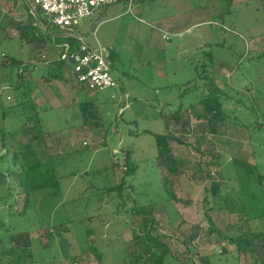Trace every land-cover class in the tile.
I'll list each match as a JSON object with an SVG mask.
<instances>
[{"label": "rangeland", "instance_id": "obj_1", "mask_svg": "<svg viewBox=\"0 0 264 264\" xmlns=\"http://www.w3.org/2000/svg\"><path fill=\"white\" fill-rule=\"evenodd\" d=\"M28 1L32 3L15 0L17 7L13 8L10 1L0 0V10L4 18L8 17L0 21L7 22L5 30L9 29L0 31V36L21 37L22 32L12 28L20 21L22 26L29 16L31 20L24 26L36 23L41 27L34 19L37 16L42 21L44 15L38 10L29 15ZM184 1L195 9L188 15L173 6L166 7L164 0L148 1L144 10L136 7L134 15L127 12L117 24L104 25L96 31L95 38L114 53L110 58L114 88H86L71 105L57 108L45 104L41 96L34 100L30 90L31 99L38 102L43 128L60 143L55 163L61 186L56 192H41L31 200L27 214H21L25 209L24 194L8 195L7 185L0 180V236L4 238L0 264H10L2 254L9 235L24 231H29L36 241L37 264H120L124 248H132L133 231L138 229L137 224L132 225L128 211L135 205L132 199L146 205L155 196L165 195L163 177L168 173L154 164V135L166 132L180 140L174 143L180 175L169 183L177 198L171 201L169 212L162 202L155 206L154 218L160 225L157 234L167 237L166 243L182 263L192 259L189 264H203V258L211 264H260L264 197L258 176H264V132L255 127L251 108L264 112V0H234L229 8L225 0ZM161 22L176 32L168 33L169 41H164L163 46ZM109 27L113 30L108 32ZM28 48L17 37L0 38V62L3 54L25 62ZM203 51H211L214 61ZM161 61L166 64L163 72L156 69ZM202 64L209 66L206 71ZM62 71L76 80L69 69ZM54 73L57 71L45 69L26 72L23 81L26 83L31 74L34 78L41 74L52 78ZM212 77L222 92L221 102L228 115V120L217 126L216 135L202 133L206 122L194 119L188 111L180 113L183 117L179 121L172 118L175 111L188 109L208 93ZM192 80L193 84L186 88ZM10 81V69L0 67V100L20 111L16 103L21 90L13 91L16 82L13 87L7 86ZM84 100L92 101L97 108L83 112L80 103ZM243 101L245 104H241ZM21 122L22 118H9L0 120V125L18 128L16 124ZM76 128L83 131L78 135L65 133ZM129 148L138 171L134 177L126 178L122 193L129 197L122 203L117 192L109 189L124 178L126 167L122 161ZM113 159L119 161V167L112 168ZM233 160L249 165L253 173L247 174ZM3 169L0 164V171ZM212 181L222 182V197L234 198L232 210L238 213L206 205V197L212 202L208 192ZM207 215L223 234L250 241L252 252L238 253L223 236L211 233ZM67 218L73 221L70 232L50 242L47 227ZM184 237H192V241ZM127 262L133 264L130 259ZM166 264L179 263L168 257Z\"/></svg>", "mask_w": 264, "mask_h": 264}, {"label": "trees", "instance_id": "obj_2", "mask_svg": "<svg viewBox=\"0 0 264 264\" xmlns=\"http://www.w3.org/2000/svg\"><path fill=\"white\" fill-rule=\"evenodd\" d=\"M143 1V0H140ZM228 8L233 5L234 0H225ZM0 10V17L1 15ZM42 22H46L50 29L55 28L52 23L48 22V19L44 17ZM7 19V18H5ZM2 21V20H1ZM6 23H0V28H5ZM22 32L21 41L26 43H43L46 40V35L40 33L36 26H20L19 29ZM59 30V29H58ZM60 31V30H59ZM71 45L72 51H77L79 48V42L75 39L69 38L67 40ZM211 62L214 61V56L211 51L202 52ZM264 55V53L262 54ZM64 64V61H61ZM0 67L9 68L11 73V81L7 86L13 87L16 82L15 88L12 90L18 92L21 90L17 100L18 109L12 106H6L0 100V120H8L9 118H22V122L18 125V128L13 126L0 125V164L4 165L3 171H0V180L4 181L7 185L8 195L18 194L25 196V206L21 214H27V208L30 207V202L33 198L37 197L41 192L50 190L58 191L60 189L61 177L59 176L58 165L55 163V158L58 157L57 151L59 147V140L54 137V134L50 131H45L42 126V120L39 115V108L35 102L31 99L30 88L27 83H24V74L28 70L26 63L17 57L2 55ZM209 66L202 64L204 71ZM203 71V72H204ZM16 75V79L13 78ZM201 75V74H199ZM211 88L208 94L204 95L197 103L191 104L189 109L194 119L198 121L206 122L203 125L202 133H210L216 135L219 133L218 125L224 124L228 120V115L225 113L223 103L221 102L222 92L215 85L214 77L210 79ZM193 80L186 86H191ZM245 101L241 104H245ZM96 105L92 101H83L80 103V109L83 112H89L96 109ZM30 111V112H29ZM252 116L254 117V124L257 128V121L259 118L264 119V112L259 110L258 107L251 108ZM33 112V114H29ZM181 109L174 113L173 118L179 121ZM22 115V117L20 116ZM21 121V119H19ZM155 144L157 148V156L154 159V164L168 173L163 177L165 195L159 198V195L155 196L148 204L138 205L135 198L132 201L135 203L128 211L132 214V225L137 224L138 229L133 231V243L131 249L124 248V257L120 264H129L128 259L133 264H166L168 257L173 258L179 264H189L192 259H188L186 263H182L176 255H174L170 246L166 243L167 237L162 234H157L160 229L158 221L154 218L155 206L162 202L167 212L172 207L171 201L177 200L176 196L172 193L169 183L170 180L180 175L179 164L174 150V143L180 142V140L169 134L154 135ZM123 164L126 167L125 175L122 182L115 188L109 189L110 192H117V196L124 202L128 201V197H124L122 191L125 186V180L128 177H134L137 174L138 166L132 160V151L129 148L124 153ZM236 165L243 167L247 174H252V168L249 165L233 160ZM119 161L115 162L113 159L112 168L119 167ZM259 184L263 188L262 193L264 197V176L260 175ZM222 182H211V186L208 192L211 194L212 202L205 198V203L213 204L212 208L219 210L227 209L229 213H238L232 210V206L236 200L229 195L222 197L221 195ZM124 202V203H125ZM209 222V231L216 232L220 236H223L230 244L236 246V252L247 253L250 251L251 243L248 240H243L241 237H235L231 235H225L217 229L216 223L211 217L207 215ZM249 220H246L247 225ZM72 220L69 218L63 220L61 223H57L48 226L45 232L49 237V241L53 242L56 237H62L71 230ZM171 224V222H169ZM252 231L251 229H249ZM198 233L194 234L197 237ZM193 237V238H194ZM185 240L192 241V237H184ZM3 237L0 236V245L3 244ZM35 239L30 235L29 231L12 233L9 235L8 246L2 249V254L7 256L9 260L5 261L10 264H37ZM186 244V242L184 241ZM6 244V243H5ZM262 253L260 264H264V242L261 245ZM91 250L96 253L100 262L102 257L97 254V250L91 247ZM252 252V250L250 251ZM226 254V251L223 252ZM203 264H211L209 259H201Z\"/></svg>", "mask_w": 264, "mask_h": 264}, {"label": "crops", "instance_id": "obj_3", "mask_svg": "<svg viewBox=\"0 0 264 264\" xmlns=\"http://www.w3.org/2000/svg\"><path fill=\"white\" fill-rule=\"evenodd\" d=\"M6 1V0H5ZM10 1L12 3L13 8H16V4L15 0H7ZM151 2L154 0H143L140 1L139 6H137L138 8H140L141 10H144L146 8V3L147 2ZM156 1V0H155ZM167 2L168 4L165 5L170 6V7H175L179 10V12L181 14H189L191 12H193L194 7H192L191 4H186L184 0H164L163 4ZM30 10V12L28 11L27 7H26V11L29 15H31V7H30V1H28V3H26ZM154 4V3H153ZM127 9L124 5L119 4V5H113V6H108L105 7L101 10H99L93 17L84 20L83 25H79L78 28L76 29L74 35L79 37V38H83L84 42L92 49H106L107 51H109L110 53V58L113 57L114 53L113 50L110 47L107 46H103L102 44H100V42L95 38V33L96 31H98L99 28H101L104 25H114L117 24V22L120 20V17L122 15H125V13H127ZM2 17H0V20L6 21L7 19L4 18V12ZM143 13V12H142ZM178 13V14H180ZM8 18V17H7ZM30 16L26 18V21L24 20L23 22H27L30 21ZM35 22H38L42 28H44V30H40L39 26H37L38 24L34 23L33 25H31V23L29 24H25L26 26H36L38 28V31L40 33H43L46 35V40L43 43H26V42H22L21 41V37L18 36H14L10 37V36H5V35H1L0 38L1 39H8V38H19L21 43L25 45H28V58L25 61L26 65L28 66V70L27 73H31L35 70H39L40 69H45V70H52V71H57V73L52 74V78H49V76H45V75H40L39 77L34 78L33 75L31 74L29 79L27 80V86L30 88V90L33 91V94H35L33 96L34 100L37 96H41L44 99V103L45 104H50L53 106V108H57V107H68L69 105H71L74 101L75 98L79 97V95L83 94L86 90V87L79 84L77 82V80L72 81V78L70 77V75H66L65 73L63 74L62 69L63 68H67L70 70V74L74 76V78L76 79L75 74L72 71V66L68 63H66L64 61V64L61 62L63 61L61 56L63 54V49H62V45H64L65 43H69L67 40V38L65 37L64 33L59 31L58 29L52 28L50 29V27H48V24L46 22H42L39 17H35ZM19 22V21H18ZM21 22V21H20ZM20 22L18 24H15L14 28H12V30L15 31H19L20 29ZM49 23H51L48 20ZM0 23H4L1 22ZM7 23V22H5ZM23 23V24H24ZM22 24V25H23ZM162 27L160 26V31H161V42H162V46H163V42L164 41H169L168 40H164L163 36L164 34H167L169 37V34L172 35L175 32V28H171L169 26V24H165L164 22H161ZM97 25V26H96ZM7 26V25H5ZM96 26V28H95ZM184 26L186 27V24H184ZM154 28L156 27L155 25L153 26ZM157 28V27H156ZM2 32L4 31H9V29L7 28L5 30V28H0ZM108 32L113 30L112 27H109ZM84 31V32H83ZM169 33V34H168ZM89 36L91 39H89ZM93 38V40H92ZM27 55V53H26ZM166 64L164 63V61H161L159 63H157L156 69L159 72H163L166 70ZM49 72V71H48ZM60 73V74H58ZM73 73V74H72ZM216 85V84H215ZM217 86V85H216ZM74 88V89H73ZM219 88V87H218ZM74 92V93H73ZM208 94V93H207ZM206 95V94H204ZM70 97V99H69ZM75 97V98H74ZM74 99V100H73ZM72 100V101H71ZM70 101V102H69ZM35 104H37V101H34ZM37 102V103H36ZM56 103V104H55ZM57 104L59 106H57ZM194 104V103H193ZM191 105V104H190ZM122 109H120V111H122ZM171 110V109H170ZM180 109H178L177 111H179ZM175 111V112H177ZM188 111L190 113V116L193 117L191 115V111L189 109H181V112H185ZM174 112V111H172ZM174 112V113H175ZM180 112V113H181ZM183 117L182 115L178 116V118ZM173 118V116H172ZM175 119V117L173 118ZM76 130L74 131H65L66 134L68 135H78L81 129L76 128ZM83 130H81L82 132Z\"/></svg>", "mask_w": 264, "mask_h": 264}, {"label": "built area", "instance_id": "obj_4", "mask_svg": "<svg viewBox=\"0 0 264 264\" xmlns=\"http://www.w3.org/2000/svg\"><path fill=\"white\" fill-rule=\"evenodd\" d=\"M31 13L38 10L49 21L64 33L67 39L79 42L77 51H72L71 45H62V60L72 66V71L79 84L91 91H104L116 86L112 74L110 53L106 49H92L83 40L74 35L83 20L93 17L99 10L122 4L130 14L139 6L140 0H32ZM36 17V16H35ZM168 40L167 34L163 36ZM259 128L264 132V119L259 118Z\"/></svg>", "mask_w": 264, "mask_h": 264}]
</instances>
